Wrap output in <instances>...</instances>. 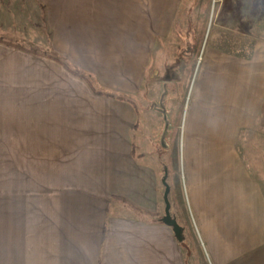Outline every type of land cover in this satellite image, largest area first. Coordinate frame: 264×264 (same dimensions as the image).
<instances>
[{
  "label": "crops",
  "instance_id": "1",
  "mask_svg": "<svg viewBox=\"0 0 264 264\" xmlns=\"http://www.w3.org/2000/svg\"><path fill=\"white\" fill-rule=\"evenodd\" d=\"M25 1L0 31L47 38H0V264H264V40L204 56L178 135L145 89L179 0Z\"/></svg>",
  "mask_w": 264,
  "mask_h": 264
},
{
  "label": "rangeland",
  "instance_id": "2",
  "mask_svg": "<svg viewBox=\"0 0 264 264\" xmlns=\"http://www.w3.org/2000/svg\"><path fill=\"white\" fill-rule=\"evenodd\" d=\"M24 3H26L25 0H0V16L11 17L10 20L16 18L18 19L16 23L19 25L22 18L28 17L31 23L35 15ZM20 31L22 35H18ZM20 31H0L2 33L0 38L14 42L17 46L30 51L42 52L40 44L43 34L45 40L47 38L46 30ZM18 36L23 38L18 40ZM254 38L264 40V0H179L171 31L156 45V53L160 51L158 62L165 92L161 91V86L157 82L158 77H156L155 81H152L155 84L153 89H145V102L148 104L151 102L156 107L164 105L171 111L170 118L176 119V124L178 122L176 127H178L179 135L180 121L191 98L192 81L204 56L214 51L246 55L249 53L250 42ZM188 46L192 48L189 53ZM180 54L183 56L182 60L170 74L164 77V68L174 64ZM170 133L177 142V132L172 130ZM169 140L170 134L163 133L161 143L156 141L157 154L159 148L168 147ZM162 161L164 164V158ZM191 245V264H203L202 255L197 251L199 246H196L194 242Z\"/></svg>",
  "mask_w": 264,
  "mask_h": 264
},
{
  "label": "water",
  "instance_id": "3",
  "mask_svg": "<svg viewBox=\"0 0 264 264\" xmlns=\"http://www.w3.org/2000/svg\"><path fill=\"white\" fill-rule=\"evenodd\" d=\"M165 204H166V208H165L164 217L162 218V222L166 226L171 227L172 230H173V233H174V235L176 237V239L178 241H181L182 240V230H181L180 226L176 223V221L173 220L170 217V214H169V204H168V201H167L166 196H165Z\"/></svg>",
  "mask_w": 264,
  "mask_h": 264
},
{
  "label": "trees",
  "instance_id": "4",
  "mask_svg": "<svg viewBox=\"0 0 264 264\" xmlns=\"http://www.w3.org/2000/svg\"><path fill=\"white\" fill-rule=\"evenodd\" d=\"M191 50H192V48H191L190 46H188L187 52L189 53V52H191ZM56 59H57V58H56ZM57 60H58V59H57ZM57 60H56V61H57ZM70 72H71L72 74H74L75 76H77V77H79V78H81V79H83V80L88 81L86 75H84L83 73L78 72V71H75V70H73V71L70 70Z\"/></svg>",
  "mask_w": 264,
  "mask_h": 264
}]
</instances>
